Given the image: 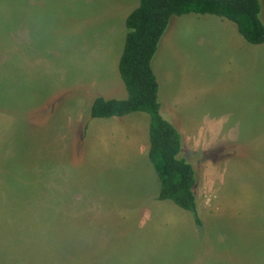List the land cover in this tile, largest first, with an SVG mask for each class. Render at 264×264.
I'll use <instances>...</instances> for the list:
<instances>
[{
  "label": "rangeland",
  "instance_id": "rangeland-1",
  "mask_svg": "<svg viewBox=\"0 0 264 264\" xmlns=\"http://www.w3.org/2000/svg\"><path fill=\"white\" fill-rule=\"evenodd\" d=\"M138 3L0 0V264H108L115 254L110 264H135L157 252L159 264H264V43L224 18L170 19L151 67L196 208L150 202L149 116L89 115L96 97L126 98L118 61ZM120 217L146 221L124 228ZM109 231L123 240L111 254L101 247ZM151 232L164 245L146 253ZM131 239L135 255L121 259Z\"/></svg>",
  "mask_w": 264,
  "mask_h": 264
},
{
  "label": "trees",
  "instance_id": "trees-1",
  "mask_svg": "<svg viewBox=\"0 0 264 264\" xmlns=\"http://www.w3.org/2000/svg\"><path fill=\"white\" fill-rule=\"evenodd\" d=\"M259 0H139L125 18L127 29L118 61L119 76L126 89L124 99L94 98L91 118H110L143 112L149 116L148 160L159 180V200H170L181 209L195 211L194 171L179 154L182 138L177 128L159 112L158 85L151 62L159 41L173 16L212 15L233 22L243 39L264 43V23ZM195 223L201 222L195 216Z\"/></svg>",
  "mask_w": 264,
  "mask_h": 264
},
{
  "label": "crops",
  "instance_id": "crops-1",
  "mask_svg": "<svg viewBox=\"0 0 264 264\" xmlns=\"http://www.w3.org/2000/svg\"><path fill=\"white\" fill-rule=\"evenodd\" d=\"M89 111H90V109H89ZM149 143V142H148ZM148 149H149V147H148ZM147 154H148V152H147ZM148 158V157H147ZM85 187V186H84ZM84 187H77V189L74 191V193H70V196L71 197H69V199L74 203V204H81V201H82V198H83V196H79V195H77V192H79V188H84ZM159 192V191H158ZM157 196H158V193L157 194H154L152 197H150V202H152L153 200H159L158 198H157ZM74 197H77V199L76 200H74ZM96 200V199H95ZM94 200V202L96 203V201ZM83 201H84V199H83ZM160 201H163V200H160ZM85 202V201H84ZM149 203V202H148ZM95 206V205H94ZM93 206V207H94ZM145 206H149L150 207V204H148V205H145ZM96 208H99V210H103V208H101V207H98L97 205H96ZM184 210V209H183ZM139 212V210H137L136 212H134V215H136L137 213ZM183 220V219H182ZM189 220H190V223L192 222V220H191V218L189 217ZM133 221H135V219L134 218H129V217H124V218H121L120 217V219H119V222H123L124 223V228H125V226L126 225H129V224H131L130 225V227L131 228H133L134 226H136L137 224H139V223H141V224H143L145 221H146V219H143V220H141V221H138V222H134L133 224L131 223V222H133ZM184 221V220H183ZM170 221L168 220V219H166L165 221H164V226H168V223H169ZM193 224V223H192ZM110 226V225H109ZM130 228V229H131ZM111 229V228H110ZM113 230V229H112ZM129 229H126L125 231L127 232ZM150 232V230L149 231H147L146 232V235L148 234ZM157 233H158V236H160L161 237V235H163V231H162V233L159 235V233H160V230L158 229L157 230ZM116 235H121V234H118V233H113V232H111V231H109V232H106V236H107V238L106 239H108L109 240V244H104L103 246L101 245V247L104 249V250H108L109 249V252H110V254L113 252L112 251V249L111 248H109L110 247V244L111 245H122V242H123V240H121L119 237H116ZM150 235V238L152 237V240H151V242H149V241H145L146 242V246H148V251L146 252V253H148V252H153V251H159L160 249H162V246L164 245V242L162 241V240H160L159 239V237L155 234V233H152L151 232V234H149ZM144 238H146V239H149V238H147V236H144ZM132 241L129 243V242H127L126 243V245H124L123 247H122V252H124V254H125V256H123V258H121V259H127L128 258V256L129 257H131V256H133V255H135V249H136V247H137V244H136V242H133V239H131ZM135 243V244H134ZM100 247V245L98 246V248ZM107 247V248H106ZM98 248L96 249V256H99V254L97 253V250H98ZM119 248L120 247H117V253L118 254H121L120 252H121V250H119ZM127 248H131L130 250H127ZM137 251H140V250H137ZM129 252V253H128ZM106 253H108V252H106ZM127 253V254H126ZM158 253V252H157ZM156 253V254H157ZM156 254H154V255H156ZM154 255H148V256H142V255H137L135 258H134V262H135V264H142L145 260H146V262H145V264H159L160 263V260L159 259H156L155 257H154ZM114 257H117V254H115L112 258H110V260H109V262L114 258ZM105 258L106 257H104V260H105ZM103 260V261H104ZM108 262V264H110ZM103 264H105L104 262H103Z\"/></svg>",
  "mask_w": 264,
  "mask_h": 264
}]
</instances>
